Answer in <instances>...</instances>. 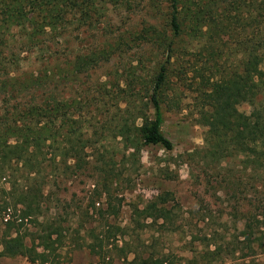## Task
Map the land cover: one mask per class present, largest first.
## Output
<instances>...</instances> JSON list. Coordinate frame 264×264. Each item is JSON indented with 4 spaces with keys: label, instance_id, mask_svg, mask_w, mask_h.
<instances>
[{
    "label": "trees",
    "instance_id": "1",
    "mask_svg": "<svg viewBox=\"0 0 264 264\" xmlns=\"http://www.w3.org/2000/svg\"><path fill=\"white\" fill-rule=\"evenodd\" d=\"M141 4L146 6L140 21L135 20L127 31L113 34L109 46L110 53H114V42L128 39L146 45L155 57L150 75L141 79L149 98L143 108L149 104L152 113L148 116L143 108H138L135 119H140V123L132 129L123 113L118 114L117 136L122 137L124 144L128 140L132 144L137 141L166 150L173 148L162 131L163 109L169 103L172 61L186 54L184 45L194 46L202 57L198 68L189 64L184 68L192 72H230L209 82L208 88L202 84L196 92L207 128L205 142L210 146L209 153L218 158V165L222 159L230 162L243 157L238 176L219 182L224 183L227 192H235V202L243 200L242 206L234 208L235 217L243 222L242 238H222L220 242L209 238L206 248L187 261L264 264L260 259L264 255V0H0L1 71L11 72L9 63H15L23 53L33 55L38 65L37 74L31 73L20 83L22 90L15 78L7 73L0 76L2 103H8L7 93H22L24 99L22 105L12 107L15 119L11 121L6 113L0 116V155L29 167V175L39 176L42 172L41 187L33 193L27 188L20 200L24 207L20 215L4 223L0 259L23 257L31 264H59L51 249L61 237L54 219L38 222L35 217V232L22 229L28 231L25 227L32 222L31 200L43 197L42 191L50 181L46 180L49 173L45 169H58L55 173L66 178L88 163L85 154L91 140L83 137L84 124L78 117L82 106L78 100L73 104L72 84L78 75L97 66L99 58L94 51L61 52L60 38L68 36L69 30L85 26L95 16L103 17L109 5L134 10ZM2 30L8 31L11 39H6ZM230 41L234 47L224 50ZM224 52L235 58L231 68L223 71L218 60ZM242 103L249 105L248 113L239 110ZM166 203L161 198L134 211L166 224L172 212ZM113 211L107 202L104 213ZM99 242V248L86 244L98 256L96 264H112L106 254L108 245ZM224 258L230 261L223 262ZM137 259L135 255L128 264ZM139 260L140 264H175L152 253ZM123 261L126 263V259Z\"/></svg>",
    "mask_w": 264,
    "mask_h": 264
},
{
    "label": "rangeland",
    "instance_id": "2",
    "mask_svg": "<svg viewBox=\"0 0 264 264\" xmlns=\"http://www.w3.org/2000/svg\"><path fill=\"white\" fill-rule=\"evenodd\" d=\"M143 6L146 4L127 10L109 5L103 17L95 16L85 26L69 30L68 36L60 38L61 52L94 51L99 63L78 75V81L75 79L72 84L73 104L79 101L82 106L78 117L84 124L83 137L91 140L85 154L88 163L66 178L55 173L58 169H45L49 173L46 180L50 181L42 191L43 197L31 200L32 222L25 227L28 231L22 229L35 232V217L38 222L54 219L61 237L51 249L59 264H96L98 256L86 244L99 248L100 240L108 245L106 254L112 264H128L135 255L138 259L134 264H140L139 258L149 253L163 255L175 264H190L188 261L195 253L206 248L209 238L217 242L222 238L230 241L242 238L243 222L235 217L234 208L242 206L243 200L235 202V192H227L224 183L219 182L238 176L243 157L230 162L222 159L218 165V158L209 153L210 146L205 142L207 128L196 92L202 84L208 88L209 82L230 72H192L184 68L187 64L198 68L202 58L194 46L184 45L186 54L172 61L169 103L163 109L162 131L173 148L166 150L160 145L137 141L132 144L128 140L124 144L122 137L117 136L118 114L123 113L130 129L140 123V119H135L140 112L138 108L149 100L141 79L150 75L155 57L149 54L146 45L128 39L115 41L116 49L110 53L109 42L113 34L127 31L135 20L140 21ZM2 33L11 39L8 31ZM230 47H234L232 41L223 49ZM226 54L218 60L223 71L231 68L235 58ZM106 55L109 59L104 58ZM9 67L11 72L0 69V76L7 73L15 78L21 90L20 83L25 77L38 72L34 56L25 53L16 57L15 63H9ZM7 94L8 103H2L0 96V116L6 113L12 121L15 119L12 107L22 105L24 99L22 93ZM238 108L244 113L250 111L247 103ZM143 110L151 116L149 104ZM28 168L0 155V236L6 219L17 217L24 208L20 200L26 189L31 188L33 193L42 185V172L39 176L29 175ZM161 198L167 200L165 206L172 211L168 223L153 222L135 213V208L140 210ZM107 202L113 213H104ZM260 259L264 263V255ZM226 261L230 258L223 259ZM0 264L31 263L23 257H4Z\"/></svg>",
    "mask_w": 264,
    "mask_h": 264
}]
</instances>
